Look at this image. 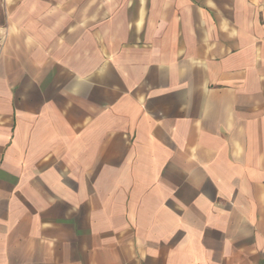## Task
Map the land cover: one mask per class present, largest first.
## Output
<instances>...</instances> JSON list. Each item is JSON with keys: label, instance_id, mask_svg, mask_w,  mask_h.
Wrapping results in <instances>:
<instances>
[{"label": "crops", "instance_id": "0c3cea01", "mask_svg": "<svg viewBox=\"0 0 264 264\" xmlns=\"http://www.w3.org/2000/svg\"><path fill=\"white\" fill-rule=\"evenodd\" d=\"M0 264H264V0H5Z\"/></svg>", "mask_w": 264, "mask_h": 264}, {"label": "rangeland", "instance_id": "374dc122", "mask_svg": "<svg viewBox=\"0 0 264 264\" xmlns=\"http://www.w3.org/2000/svg\"><path fill=\"white\" fill-rule=\"evenodd\" d=\"M7 6L5 0H0V48L2 46V41L5 32V24L7 19Z\"/></svg>", "mask_w": 264, "mask_h": 264}]
</instances>
